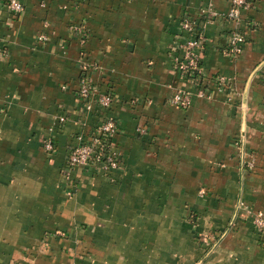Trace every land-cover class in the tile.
Segmentation results:
<instances>
[{
  "label": "crops",
  "instance_id": "1",
  "mask_svg": "<svg viewBox=\"0 0 264 264\" xmlns=\"http://www.w3.org/2000/svg\"><path fill=\"white\" fill-rule=\"evenodd\" d=\"M17 1L16 16L0 2V264H264V233L232 225L239 199L264 213V0L241 11L233 61L222 54L237 28L230 0ZM185 18L201 25L204 77L232 91L178 108L174 91H194L171 58ZM83 62L111 91L119 167H75L67 180L91 117L77 95ZM237 138L256 157L245 175Z\"/></svg>",
  "mask_w": 264,
  "mask_h": 264
},
{
  "label": "built area",
  "instance_id": "2",
  "mask_svg": "<svg viewBox=\"0 0 264 264\" xmlns=\"http://www.w3.org/2000/svg\"><path fill=\"white\" fill-rule=\"evenodd\" d=\"M0 2L5 4L8 12L13 16L23 11L22 4L17 0H0ZM249 7L248 0H230V8L225 18L233 22L237 28L226 35V44L222 50V54L229 59L237 58L243 53L245 36L239 29L241 23L240 13L242 10L249 9ZM212 16L217 17L215 14ZM197 23L196 19L191 18H185L181 21V32L178 36V43L171 53L174 70L180 75L181 80L190 83L197 89L195 93H193L194 91L186 90H177L173 93L169 99V103L180 108L188 107L194 95L205 99L211 97V91H208L205 86L198 83V81L204 83L205 73L202 70L201 61L205 42L201 32L196 28ZM175 53L176 55H174ZM90 69V65L86 62L82 63V72H86L87 74ZM192 77L196 78L193 79ZM94 84L93 79L87 75L80 81L78 99L83 102L81 109L86 115L91 114L94 103H97L102 109H108L111 105L110 97L99 93ZM216 86V90L218 91L231 90L229 80L223 76H220L216 80ZM64 121L65 118H59V122L62 123ZM81 125L85 127V121ZM117 130L115 120L111 116H106L97 125L95 133L91 135L88 141H84L83 133L77 135L76 144L68 152L66 165L63 168V176L69 180L71 171L75 167H95L104 174L116 170L119 167V153L113 146L104 148L100 144L99 137L115 136ZM136 132L142 134L144 130L137 128ZM43 148L48 154L54 151L51 140L45 141ZM253 223L258 231H264V216L262 213L254 217Z\"/></svg>",
  "mask_w": 264,
  "mask_h": 264
},
{
  "label": "rangeland",
  "instance_id": "3",
  "mask_svg": "<svg viewBox=\"0 0 264 264\" xmlns=\"http://www.w3.org/2000/svg\"><path fill=\"white\" fill-rule=\"evenodd\" d=\"M237 58H233V59H229L228 58V59L230 61H233V60H236ZM217 77L219 78L220 76L219 75L214 76L211 80L208 77H205L204 78V85L208 89V91H212L213 92V89L214 88L216 89V87H217L216 86V80L218 79ZM223 77H225V76H223ZM225 78L228 79L227 77H225ZM228 80H229V83H230V86H231V90L229 89L227 91H218L221 94H223L225 97H228L229 96L228 94H231V91H232V83H231L232 81H230V79H228ZM233 85H234V83H233ZM193 88H194V92L193 93H195L197 89L195 87H193ZM176 91L177 90H175L174 92H176ZM211 97H212V93H211ZM211 97L209 99H211ZM192 98L193 99L194 98H198V99H204V100H206L205 98H200V97H197L196 95H194ZM227 103L229 104V102H227ZM178 108H180V107H178ZM233 147L236 149L238 155L240 156V158L242 160L241 161V165H240V169H241L242 174L245 175L247 173H251L252 171H254L255 170V167H256V157L252 153H249L247 150H245L244 140H242V138H237L234 141V143H233ZM239 198H241V193H240ZM243 204L241 202V199H239L238 202H237V204H236V206L237 205L238 206L236 207L237 209L235 208L236 209V215H234L235 217L233 216L234 217V220H232V225H235V223L240 219V220H242L244 222L250 223V225L252 226V228L255 229L256 231H258V229L255 227V225L253 223L254 222V217L257 214H259V213H262L263 216H264V213L262 211H260V210H255L252 206H248V205H245V204L243 205ZM201 241L206 246H208L210 244V241H208V239L204 235L202 236V240Z\"/></svg>",
  "mask_w": 264,
  "mask_h": 264
},
{
  "label": "trees",
  "instance_id": "4",
  "mask_svg": "<svg viewBox=\"0 0 264 264\" xmlns=\"http://www.w3.org/2000/svg\"><path fill=\"white\" fill-rule=\"evenodd\" d=\"M248 2H249L250 7H251V6H252V1H251V0H248ZM196 28H197L198 31L201 32V25H200V23H197ZM85 76H86V72H82V71L80 70V81H81V79L85 78ZM192 78L195 79L196 77H192ZM204 78H205V77H204ZM198 83H199L200 85L205 86L203 82L201 83V81H198ZM94 85L97 87V90H99V93H101V92H100V89H101V88L99 87V86H100L99 83H98V82H95ZM77 95L79 96V89H78ZM104 95L109 96L111 100L113 99L110 90L105 91ZM79 102H80V104H81V106H82L83 102H81L80 99H79ZM80 109H81V108H80ZM106 110H107V109H102V108H100V107L97 105V103H94V107H93V109H92V111H91V114H89V115L91 116L90 119H89V123H88V125L85 126V127H86L85 130L82 132V133H83V139H84V141H88V139L91 137V135H92L93 133H95L96 128H97V125H98V124H99V123H100V122H101L106 116H109V115H108V112H107ZM81 111H82V109H81ZM81 124H82V123H81ZM117 131H118V130H117ZM79 134H80V133H79ZM79 134H78V135H79ZM76 136H77V135H76ZM113 138H114V136H111V137H103V136H102V137H99V141H100V144H102L103 147L106 148V147L113 146ZM49 140H50V139H49ZM51 142H52V144H53V146H54V141L51 140ZM118 161H119V160H118ZM259 233H261V231H259ZM262 233H264V231H262Z\"/></svg>",
  "mask_w": 264,
  "mask_h": 264
}]
</instances>
